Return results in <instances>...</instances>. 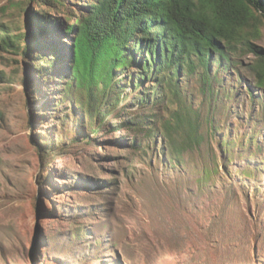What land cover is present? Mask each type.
<instances>
[{"label":"rangeland","instance_id":"obj_1","mask_svg":"<svg viewBox=\"0 0 264 264\" xmlns=\"http://www.w3.org/2000/svg\"><path fill=\"white\" fill-rule=\"evenodd\" d=\"M10 2L0 0V19L30 34L29 15ZM71 3H33L30 13L44 9L62 26ZM260 31L252 42L264 49V23ZM33 54L0 50V264H264V87L253 100L237 83L232 98L218 95L217 129L203 124L196 148L184 126L170 141L130 127L169 110L132 104L140 94L124 78L120 104H98L100 123L87 92L63 79L68 62L45 74ZM194 81L185 84L198 105Z\"/></svg>","mask_w":264,"mask_h":264},{"label":"trees","instance_id":"obj_2","mask_svg":"<svg viewBox=\"0 0 264 264\" xmlns=\"http://www.w3.org/2000/svg\"><path fill=\"white\" fill-rule=\"evenodd\" d=\"M69 2L75 8L70 23L62 26L53 23L44 9L30 13L33 3L54 8ZM10 4L26 12L32 25L28 34L0 19V50L21 51L25 57L34 52L35 67L45 74L68 62L63 79L76 91L87 92V113H98L100 123L107 111L98 104L119 105L125 98L124 78L140 94L132 104L142 107L150 99L169 110V119L159 113L131 117L130 127L145 130L144 135L155 140L162 133L170 141L184 126L185 144L198 148L204 139L202 125L207 133L214 132L218 107L224 112L226 105L216 104L218 95L232 98L237 83L246 86L253 100L259 97L258 88L264 87V49L252 42L261 34L264 0H11ZM65 45L70 52L62 56ZM247 53L257 61L244 63ZM244 71L255 76V85ZM5 77L0 69V81ZM189 80L199 84L204 96L198 105L191 100L194 88L186 87ZM221 83L226 86L219 87ZM150 120L152 127L147 126ZM134 144L140 148L142 141Z\"/></svg>","mask_w":264,"mask_h":264}]
</instances>
